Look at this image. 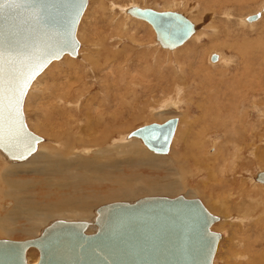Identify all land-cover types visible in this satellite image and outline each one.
<instances>
[{"label":"rangeland","instance_id":"1","mask_svg":"<svg viewBox=\"0 0 264 264\" xmlns=\"http://www.w3.org/2000/svg\"><path fill=\"white\" fill-rule=\"evenodd\" d=\"M236 1L237 0H121V1L120 0H87L85 11L81 17L76 32V37L79 42V49H80V50L78 49V53H79L78 56L73 59L70 58L69 56H65L61 59V61L59 60L53 62V64L51 63L48 66V68H46L45 71L41 75H39L37 79L33 82L23 102V114L25 117V122L27 127L36 135L38 136L40 135V137L43 138L42 143L45 144H47V142L49 143L51 138L49 139L48 136L49 132L45 126L43 118L47 113L50 114V112L54 110L55 104L57 106L59 105L57 102L58 101L57 97L59 96V94L66 91V89L69 86L79 88L78 85H80L81 83L83 87L80 86L79 90L82 89L81 91L83 93V98H81V101L82 102L84 101V103L93 101L94 102L93 104H95L96 106L98 102L99 103L102 102L101 104L104 105L106 103L104 102V100L110 98H116V100L118 101L120 97H122L123 100L125 101L122 105H120V107L124 109L121 115L124 119L123 122H126V124L124 123L122 125H119V128L118 126L116 127V129L119 130L118 131L115 129L116 131H114L116 137L117 134L118 135L126 134L130 131H133L136 128L142 127L143 125H149L151 123L161 124V122L163 123L166 120H168L167 118L177 117L178 119L177 127H176L177 130H175L176 133L175 135H173V140L171 143L172 147H170L168 154L160 155L166 159L171 158V160L177 158L176 159L177 161L180 158L181 160L180 163H178L176 160L172 161L173 164L171 162V165L172 166L174 165L173 167L176 168L175 172H173L172 174L163 164H160L158 168H151V169L146 165H144V167L142 165H141L142 167L140 165H134L128 168L126 174V176L128 177H126L125 179L127 180V182L129 180L132 186H138V187H141L143 181H150V182L153 181L158 183H170V184L178 183V179L181 180L182 182L184 181L183 183L185 185V188L182 191L175 193L168 191L167 193L169 194H166L165 196L176 197L178 195H182L186 198H197L203 203V205L207 208V210L210 213H212L213 215L215 214L217 217H219L220 223L219 222L215 223L213 225V230L218 233H221L222 236L215 253L213 264H253V261L256 262L260 261L262 254L261 251L259 250V248L261 247L258 245V243L257 246H252L254 240L258 238L254 228L258 227L259 225L254 224L255 216L251 218L248 215H245L243 214V212H241L244 205H242L241 202L239 201L237 194L240 195L241 191H243V193L246 194L251 189L264 190L263 187L264 185L255 183V181H253L254 180L253 177L256 175V173L263 169L255 164H251L252 166L250 165L247 169L248 172H244L240 176L235 178L236 182L238 183H236L235 180L232 179L234 177H231L229 173L227 178L226 175L224 176L222 171L216 169L218 167L217 166L218 159L221 157V154L223 155L224 153L223 148L226 149L227 146L231 145V144L228 145L225 142V138H224L225 135L221 131L223 129V125L220 124V120L222 119L223 120L226 119L225 121H231L232 117H235L233 118L234 121L241 120L242 117L240 116L244 113V111L246 110L247 112H249L250 114L248 113V115L245 116L247 119V124H254L256 130L257 128L260 130L261 136L258 139V141H256V143L258 142V144L256 145L264 147V118H263L264 117L263 116L264 115V108H263L264 107V94H263L264 93V88H263L264 58H262V56L264 57V54L262 53L264 49L263 47L264 44L263 41L258 42L255 39V36L256 34H258V31L263 30L264 32V10L261 11L263 12L262 13L263 15L261 14L258 19L253 21V23H257L256 30L254 29L250 32L248 30L243 35L237 23L239 17L245 19L247 16L255 14L258 12V10H261L264 4V0H250L248 1L247 6L241 9H235V7L233 8V6L237 4ZM129 4L135 5L137 6V8L139 7V9H152L159 12L174 11L180 13L186 16L188 19H190V21L194 22V24L198 27L197 33L195 32L193 36L196 35L200 39L198 41H195L194 43L191 37L188 41L185 42V44L181 45L180 47L172 51L164 50L161 49L160 47L158 48L157 44L154 41L155 37L153 30L148 23L133 18L129 15L126 16H129L130 19H124L125 13L123 12V9L129 7L130 6ZM228 14L230 16H228ZM247 23H252V22L250 21ZM120 26L123 28L124 30L123 32ZM238 31L241 33H239ZM247 34L248 36H246ZM232 36H234V38ZM240 36L250 37V39L256 41L255 45L261 44L260 46L263 47V48L260 47L262 50L256 59L257 64L255 63L254 65H250V68L252 66V70H251V76L248 79L249 81L247 80V83H242L238 89L235 88L232 89L233 88L232 85L229 84L228 82H226V84L221 83V81L219 80L220 76L216 75L218 74L216 71L220 72L221 70H223L220 67L221 65L220 66L218 65V67L216 66L217 68L215 67L216 69L214 70L216 71H213L215 75H211L212 78L211 81L205 80V78L203 77L204 75L207 74L206 71L201 72L199 74L193 72L194 68L200 64L199 53L201 55V52H203V55L205 54V58L204 56L201 55V57H203L202 62L205 63V65L208 64V56L206 57V55H209L210 53L223 54L222 56H224L226 59H227V54L228 56H233L235 54L234 48L236 47L235 49H237V48H241L242 46L243 38H239ZM240 40L241 42H239ZM191 44H194L193 47H195L196 50L192 48L191 55L187 57L186 49L191 47ZM217 44L220 47H218ZM232 45L233 47H231ZM105 56H107V58L110 59L109 65L107 67L103 65L105 67L104 69H102V66H100L97 73L96 72L93 73L91 70V65L101 64ZM185 58H187V61L185 60ZM258 59H259V64H258ZM188 61L190 62L191 65L188 63ZM182 62L184 63V66H182L183 65ZM237 62L238 60L235 59V61L231 63L232 65L231 64L229 65L228 70L230 72V75L235 71V67H236L235 63ZM172 64L173 66L175 65L174 68L176 72H178L177 75L174 72H172L170 68L171 66H169ZM259 65L262 68H260ZM179 66L184 67L183 73L179 72ZM254 67L255 68L257 67L256 68L257 71L255 70V74L252 73L253 69H255ZM238 69L239 67L237 68V70ZM81 74L83 79L79 77V75ZM179 74H181V76ZM259 74H261L262 76ZM255 77H256V82L254 80ZM172 82H174L175 86H170V83ZM257 82L260 83L256 84ZM252 83L255 86H252ZM179 85L181 89L179 88ZM89 87H92L91 90L89 89ZM106 87H108V90L105 92L102 88H106ZM179 91L182 92V94L181 93L179 94ZM173 98L174 100H172ZM242 98H244L243 99L244 101L242 100ZM250 98H252L253 101H251ZM163 99L172 102L178 101L177 103V105H179L177 106L178 109L175 112L173 111L166 115L162 114L161 116L156 118L155 115L151 113L150 108L151 106L152 108L155 107L154 111H158L160 103L162 107L163 103L165 102V100ZM239 101L241 104L239 103ZM114 102H112V104ZM93 104L91 105L92 106L91 108L98 109L95 108L96 106L94 107ZM248 104L250 105L248 106ZM83 105L84 104L82 103V107ZM251 105L255 107L254 110ZM113 107L110 109L112 110L117 106L114 108ZM139 108L140 110H138ZM116 109L119 108L117 107ZM256 109H258L260 112H256ZM99 110L100 109H98V111ZM235 110L237 111V116H234V113L236 115ZM107 111L109 110L107 109ZM207 111L212 113L208 114ZM219 111H221V115L218 113ZM57 112L63 113L62 109H58ZM138 112L139 114H137ZM226 114H228V116ZM210 115H214V119L216 118L215 122L213 123H218L220 125L214 126L213 123L210 124L209 121L212 120V117ZM257 119L259 121L262 120V122H259ZM80 122L82 123V119ZM226 123H227L226 125L227 127L226 126L225 127L227 128V130H229L231 128L230 126L231 124H229V122ZM240 123L241 122L237 123L238 126L236 124L235 126L236 129L238 128L241 129V127H243L246 124L243 123L242 126ZM211 125H213V127ZM214 139H216V141ZM136 140H138L139 143L141 144V141L139 139L136 138ZM214 141L216 143H214ZM55 144L56 143L53 144L52 141L51 145L57 147V144L56 145ZM214 145L215 146L217 145V147H214ZM141 146L143 147V148L141 147V149L145 151L146 150L144 149L145 147L142 144ZM260 150L263 149L261 148ZM145 152L148 154L150 153L152 155H155L149 151L147 152V150ZM209 152L211 154L212 153L214 154L211 155ZM248 155H244V156L247 157ZM2 157L3 160L7 162H14V163L23 162V161L22 162L9 161L2 153H0L1 160ZM247 158L252 159L250 155ZM204 159L207 160L204 161L206 163L202 161ZM208 161L210 162V165ZM113 173L107 175H112L113 177L118 178V176H116L118 175V172L115 171ZM169 173H171V175ZM177 174L180 176L178 177ZM174 175H176V178H174L175 177ZM208 176H211L212 178ZM9 178L12 180H18L24 182L26 185L29 184L30 186H31L30 183H34L36 181L40 183L42 180L41 176L36 175L30 170L17 172V174L13 175L12 177L9 176ZM230 180L232 181V183ZM248 180L250 181L247 182ZM211 182L213 183V185ZM241 182L245 183V185H241ZM257 184L261 186H257ZM112 186H114L117 189L114 183ZM112 186L104 187L103 185H99L98 187L92 188V190L89 189L87 186L86 187L81 186L78 189L68 188L66 190H62L60 194H65L66 197L69 199L71 197L73 198L76 197L75 199H79L80 194L93 195L94 192L104 193L106 190H111ZM43 188H44L43 184H39L37 190L32 189L33 192L30 191L32 193V198H31L32 200L29 201H32L33 202L32 204L38 206L39 209H43L44 207L43 203L37 205V203L42 202V198H35V196L33 195L36 194V196L39 197V195L45 194ZM227 191L229 192L227 193ZM193 192L197 195H195ZM52 193H55V191H52ZM231 194H233L232 197ZM144 195L146 194H143V196ZM59 197L60 195L58 193L54 194V198H59ZM138 197L126 201L133 202ZM221 198L223 199V203L221 202L222 201ZM230 200H232V202ZM4 205L5 203L3 202L2 199H0V216H1L0 220L4 219L8 213V210L4 208ZM1 206L6 211H4V209ZM96 208L97 205L94 206L92 210L94 211ZM28 210L29 208H26L27 213ZM220 217L223 220H220L221 219ZM52 219H49V221H51ZM29 222L30 221H27L26 216L25 218L20 217L16 220L10 221L8 225L14 231L5 236L0 235V239L5 238L10 240L20 241V240L32 239L36 237L38 233H36L35 229L29 231L31 229V225ZM25 230L29 231L28 232L29 234H26L24 232ZM253 252L258 253L259 256H255ZM37 257H38V253L35 249H30L28 251L27 259L29 263L36 260Z\"/></svg>","mask_w":264,"mask_h":264},{"label":"water","instance_id":"2","mask_svg":"<svg viewBox=\"0 0 264 264\" xmlns=\"http://www.w3.org/2000/svg\"><path fill=\"white\" fill-rule=\"evenodd\" d=\"M19 2L18 10L0 15V40L16 45L19 55L14 63L15 83L23 87L24 93L20 96L19 115L0 132V152L15 162L27 160L43 141L25 122L23 102L27 92L52 62L78 56L76 32L87 5V0ZM126 13L148 23L164 50L180 47L195 31L187 17L174 11L132 7ZM259 17L260 13H255L248 19ZM215 59L213 54L211 60ZM177 122V118H170L161 124L144 125L128 137L139 139L153 154L165 155ZM262 174L264 171H258L254 181L264 185L259 179ZM218 221L219 217L199 199L182 195L112 202L97 207L91 221L58 219L32 239H0V264H30V249L38 253L34 264H213L221 235L212 227Z\"/></svg>","mask_w":264,"mask_h":264},{"label":"bare ground","instance_id":"3","mask_svg":"<svg viewBox=\"0 0 264 264\" xmlns=\"http://www.w3.org/2000/svg\"><path fill=\"white\" fill-rule=\"evenodd\" d=\"M248 1H250V0H241V1L237 0L236 1L237 4L235 6H233V8L235 7V9H241V8L247 6ZM263 6H264V4H263ZM132 7H136L137 8V6L131 4L129 7H126V8L123 9V12L125 13V18L124 19H130L129 16H126V15H128L126 13V10L129 9V8H132ZM261 11H262V9L258 10L257 13H260V15H261L263 13ZM242 12H243V10H242ZM253 15H255V14L249 15L245 19L239 17V19L237 20V23H238L243 35L248 30H249V32L254 30V29L256 30L257 23H253V21H255L256 19H254V20H249L248 19V18L252 17ZM228 16H230V15L228 14ZM246 21L247 22L251 21L252 23H247ZM139 22H141V21H139ZM197 22H199V21H197ZM192 23H193L194 28H195V31H194V34H195V32L197 33V28L198 27L194 24V22H192ZM121 30H122V32L124 31L123 28ZM119 31H120V29H119ZM241 32H239V33H241ZM153 33H154V31H153ZM193 35L191 36L192 38L191 37L190 38L195 43V41H198L200 38L198 36H196V35L195 36H193ZM246 36H248V34ZM154 37H155V34H154ZM232 37L234 38V36H232ZM239 38H243L241 48L235 49L236 48L235 47L234 48L235 54L233 56H228V54H227V59L224 56H222L223 54L210 53L209 55H206V57L208 56V64L209 65L208 64L205 65V63L202 62L203 57H201V55H202L205 58V54L203 55V52H201V55H200V53H199L200 64L197 67L194 68L193 72L196 73V74H199L201 72H205L206 71L207 74L204 75L203 77L205 78V80L211 81L212 80L211 75H215V73L213 71H216V70H214V69H216L218 67V65L219 66L221 65L220 67L223 70H221L220 72L216 71L218 73L216 75L220 76L219 80L221 81V83L226 84V82H228L229 84L232 85V87H233L232 89H234V88L238 89L239 86H241L242 83H247V80L251 76L252 66L250 68V65H254L256 63V59H257L259 53L262 50L260 48V47H262V46H260L261 44L260 45H258V44L255 45V44H256V41H258V42L263 41V44H264V32H263V30L258 31V34H256V36H255L256 41H253L252 39H250V37L240 36ZM125 40H127V39H125ZM239 42H241V40ZM155 43L157 44V46L159 48L158 43L156 41H155ZM215 44H216V41H215ZM193 45L194 44H191V47L186 49L187 50L186 51V56L187 57L191 55V53H192L191 49L192 48L195 49V47H193ZM212 47H214V46H212ZM218 47H220V46L218 45ZM231 47H233V45ZM199 49H201V48H199ZM96 50H94V51H96ZM262 53L264 54V49H263ZM213 54L216 55L215 61L211 60V57H212ZM262 58H264V57L262 56ZM262 58H261V60H262ZM96 59H97V57H96ZM167 59H168V56H167ZM235 59L238 60V62L235 63V66H236L235 67V71L233 73H231V75H230V72L228 70L229 69V65L232 62H234ZM68 60H70V59H68ZM109 60L110 59L107 58V56H105V58H104V60H103V62L101 64H98V65L92 64L91 65L92 72L93 73L94 72L97 73V71H98L100 66H102V69L107 67L109 65V63H110ZM185 60L187 61V58H185ZM263 62H264V60H263ZM188 63L190 64L189 61H188ZM52 64H53V62H52ZM258 64H259V59H258ZM169 66H171L170 68H171L172 72H174L177 75L178 72H176V70L174 68L175 65L173 66V64H172V65H169ZM182 66H184V63H183ZM182 66H179V72H181V73H183V71H184V67H182ZM238 67H239V69L237 70ZM256 68L253 69V71H252L253 74H255ZM260 68H262V67L260 66ZM82 74L79 75L80 78H82ZM179 75L181 76V74H179ZM183 75H185V74H183ZM259 75H261V74H259ZM254 80L256 82V77H255ZM255 82H254V84H255ZM258 83H260V82H257L256 84H258ZM78 86L80 88V86H82V83L80 85H78ZM170 86H175L174 82L170 83ZM252 86H255V85H253V83H252ZM259 86H261V85H259ZM79 88L69 86L66 89V91H64L63 93L59 94V96L57 97L58 101L56 100L59 105L57 106L55 104L54 110H52L50 112V114L47 113L45 115V117L43 118L45 126H46V128L48 129V132H49V134H48L49 139L51 138L50 141L48 140L49 143L47 142V144H45V143H42L43 141L40 142L38 144V146H37V149H36L35 153L32 156H30L26 161H23L22 163L7 162V161L3 160V157H2V160L0 159L1 160L0 161V199H2L3 202L5 203L4 208H6L8 210L7 216L4 219L0 220V235H4L5 236V235H8V234L12 233L14 230L8 225V223L10 221L16 220V219H18L20 217L25 218V216H26L27 221H30L29 223L31 225V229L29 231H32V230L35 229L36 233L39 234V232L41 231V229L43 227H45L51 221H54V220L61 219V220H69V221H75V220L76 221H91L93 219V217H94V211L92 209L96 205H97V207H99L101 205H106V204H109V203H112V202H120V201L132 200V199H134V198H136L138 196H140V197H138L137 199L142 198V197H146V196H165L166 194H169V193H167L168 191H171V192L175 193V192H180V191H182L185 188V185L183 183L184 181L182 182L178 178H177L178 179V183H176V184L175 183L170 184V183H158V182H153V181L152 182L143 181V183L141 184V187L132 186L129 180L127 182V180L125 178L128 177V176H126L128 168H130L131 166H134V165H140V166L142 165L143 167H144V165H146V166H148L151 169V168H158V166L160 164H163L168 169V171H170L173 174V172H175L176 168L173 167L174 165L173 166L171 165V162L175 161L177 158L171 160V158L166 159V158H164V157H162L160 155L158 156L156 154L152 155L150 153L149 154L146 153L145 152L147 150L146 148H144V149H146L145 151H143L141 149V147H142L141 144L142 143L140 144L139 141L136 140V138L133 139L134 137H132V138L128 137V134L131 131L126 133V134H122V135H120V134L118 135L117 134V137H116L115 134H114V131L118 130V129H116V127L118 126V128H119V125H122L124 123L126 124V122H123L124 119H123V117L121 115L123 113L124 109L122 107H120V105H122L125 102L123 100V98L120 97V99L118 101L116 100V98L106 99V100H104V102H106L104 105L101 104L102 102L101 103L98 102V104L96 106L95 104H93L94 102L91 101V100H90L91 102H88V103H84V101L83 102L81 101V98H83V93L81 91L82 89L79 90ZM91 88L92 87H89L90 90H91ZM179 88H180V85H179ZM102 89L106 92L108 90V87L102 88ZM221 90H222V87H221ZM248 90H249V88H248ZM248 90H246V91H248ZM254 92H256V91H254ZM180 93L182 94V92L179 91V94ZM244 94H245V92H244ZM249 97H252V96H249ZM168 98H166V99H168ZM166 99H163V100H165V102L163 101L164 103H163L162 107H161V103H160L158 111H154L155 107L152 108V106H151V108H150L151 110L150 111H151V113L153 115H155L156 118H158L162 114L166 115V114H169L170 112H173V111L175 112L178 109V107H177V106H179V105H177L178 101H173L172 102V101H168ZM243 99L244 98H242V100ZM250 99H251V101H253L252 98H250ZM114 100H115L116 103L114 102ZM172 100H174V98ZM112 102H114L116 105L114 103L112 104ZM212 102H213V100H212ZM235 102H236V100H235ZM82 103L84 104L83 107H82ZM239 103H240V101H239ZM239 103H237V104H239ZM92 104L94 105V107L96 106L95 108L100 109L99 111H101V112H99L98 109L91 108ZM249 105L250 104H248V106ZM111 106L112 107L113 106L114 107L117 106L119 109H116L117 107L116 108L113 107L114 109L111 110L110 109V108H112ZM232 106H234V105H232ZM251 106L253 107V105H251ZM234 107H236V106H234ZM254 108L255 107H253V110H254ZM58 109H62L63 113H60L61 111L57 112ZM107 109L109 111H107ZM208 109H209V107H208ZM105 110H106V112H105ZM138 110H140V108ZM235 112H236V115L234 113V116H237V111L235 110ZM256 112H260V111L258 109H256ZM132 113H131V116H132ZM203 113H205V112H203ZM207 113L211 114L212 112H208L207 111ZM218 113L221 115V111H219ZM248 113L249 112H247L245 110L244 113L240 116V117H242L241 120L234 121L233 118H235V117H232L231 121H225L226 119L223 120L222 118H221L222 120H220V124L223 125V129L221 131L225 135V137H224L225 138V142L228 145L229 144H231V145H229L230 147L227 146L226 149H224L223 146H222L224 153H223V155L221 154V157L218 159V165H217L218 167L216 169H219V171H222L224 176L226 175L227 178H228V173H229V175L231 177H234L232 179H234L235 182H236V179H235L236 177L240 176L244 172H248L247 169H248V167L251 164H255V165L259 166L260 168L263 169V170H260V171H264V147L256 145V144H258V142L256 143V141H258V139L260 138V136H261L260 133L261 132H260V130L258 128L256 130V127H255L254 124H247V119H246L245 116H247ZM137 114H139V112ZM226 115L228 116V114H226ZM210 116L212 117V120L209 121V123L212 124L213 122H215L216 118L214 119V115H210ZM215 116H217V115H215ZM172 118H177V117H172ZM81 119H82V123L80 122ZM167 119H170V118H167ZM236 119H237V117H236ZM226 122H229V124H231L230 125L231 128L229 130H227V128H226L227 127L226 126L227 125ZM239 122H241L240 124L242 126H243V123H246V124L243 127L240 126L241 129H239L238 127H237L238 129H236L235 126ZM259 122H262V120L259 121ZM220 124L213 123L214 126H218ZM213 125H211V126L213 127ZM237 126H238V124H237ZM175 130H177V129H175ZM175 133H174V135H175ZM216 135H218V134H216ZM172 140H173V138H172ZM172 140H171V143H172ZM214 140L216 141V139H214ZM52 141H53V144L54 143L57 144V147H54V146L51 145ZM175 141H177V140H175ZM215 141H214V143H216ZM170 147H172V144H170L169 150H170ZM214 147H217V145L216 146L214 145ZM261 148L263 150H260ZM147 152H148V150H147ZM212 154H214V153H212ZM248 154L252 157V159L247 158V157H249ZM244 155H248V156L245 157ZM192 160H195V159H192ZM202 161L204 162V161H207V160L204 159ZM177 162L178 163L181 162L180 158H179V160ZM204 163H206V162H204ZM172 164H173V162H172ZM244 164H246V165H244ZM209 165H210V162H209ZM148 167H146V168H148ZM26 170H30L31 172L35 173L36 175L41 176L42 177L41 182L39 183L38 181H36L34 183H30L31 184V186H30L29 184L26 185L24 182H21V181H18V180H12V179L9 178V176L12 177L13 175L17 174V172L26 171ZM72 171H74V172H72ZM115 171L118 172V175H116V176H118V178L117 177H113L112 175H107V174H110V173L112 174ZM171 173H169V174L171 175ZM180 175L177 174L178 177ZM174 176H175L174 178H176V175H174ZM208 177H211V176H208ZM213 180H214V178H213ZM26 181H28V180H26ZM238 181H240V180H238ZM249 181L250 180H248L247 182H249ZM161 182H163V181H161ZM113 183H114V185H116L117 189L114 186H112ZM136 183H138V182H136ZM231 183H232V181H231ZM236 183H238V182H236ZM39 184H43V187H44L43 191H45L44 192L45 194H42V195L38 194L39 195V197H38L34 193L35 195H33V196H35V198H42V202L37 203V205L43 203V206H44L43 209H39L38 206L32 204L33 203L32 201H29V200H32L31 199L32 198V193L30 191H32V189L33 190H37V187L39 186ZM99 185H103L104 187L112 186V189L111 190H106L104 193H95L94 192L93 195L80 194L79 199H75L76 197L75 198L71 197L69 199V198L66 197L65 194H60L62 190H66L68 188H76V189H78L81 186H85V187L87 186L89 189L92 190V188L98 187ZM212 185H213V183H212ZM241 185H245V183L241 182ZM226 186H227V184H226ZM257 186H261V185L257 184ZM233 188H235V187H233ZM240 188H241V186H240ZM52 191H55V193H52ZM229 191H230V189H229ZM229 191H227V193ZM244 192H245V189H244ZM56 193H58L60 195L59 198H54V194H56ZM216 193H215V195H216ZM143 194H146V195L143 196ZM223 194H224V192H223ZM72 195H75V194H72ZM195 195H197V194H195ZM232 195L233 194H231V197H232ZM237 195H238V199L241 202V204L244 205V207H243L241 212H243V214L248 215L251 218L253 216H255V218H254L255 219V221H254L255 223L254 224L259 225L258 227L254 228L255 233H257V237L258 238H256V240H254L252 246H257V243H258V245L261 247V248H259V250L261 251L262 254H261L260 261H257V262L253 261V264H264V190L263 189L262 190L261 189H251L246 194H244L243 191H241L240 195L239 194H237ZM165 197H167V196H165ZM50 198H51V200H50ZM217 198H220V197H217ZM224 198H225V196H224ZM117 199H119V200H117ZM230 201L232 202V200H230ZM126 202H128V201H126ZM221 202L223 203V199H222ZM235 202H236V200H235ZM26 208H29V210H28L29 215L26 212ZM4 211H6V210L4 209ZM249 217H247V218H249ZM49 219H52V220L49 221ZM220 220H223V219L221 218ZM30 225H29V227H30ZM29 231L25 230L24 232L26 234H29L28 233ZM37 231H39V232H37ZM91 231H92L91 229L88 230V232H91ZM212 231H214L213 227H212ZM214 232H216V231H214ZM216 233H218V232H216ZM219 234L222 236L221 233H219ZM1 239H3V238H1ZM218 245H219V243H218ZM253 253L255 254V256H259L258 253H256V252H253ZM241 258H242V256H241ZM36 261H37V259L32 261L30 264H34V263H36Z\"/></svg>","mask_w":264,"mask_h":264},{"label":"snow or ice","instance_id":"4","mask_svg":"<svg viewBox=\"0 0 264 264\" xmlns=\"http://www.w3.org/2000/svg\"><path fill=\"white\" fill-rule=\"evenodd\" d=\"M20 7L19 0H3L0 2V15L18 10ZM39 18L40 12L37 11V19ZM18 55L13 41L0 40V132H3L5 125L13 123L14 117L19 115L20 96L24 94L23 87H17L15 83L14 63ZM259 179L264 183V174Z\"/></svg>","mask_w":264,"mask_h":264}]
</instances>
